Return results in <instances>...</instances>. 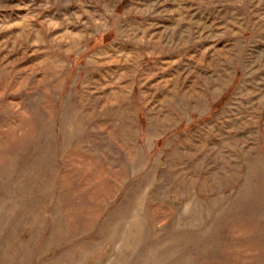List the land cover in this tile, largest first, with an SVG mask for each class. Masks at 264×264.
I'll use <instances>...</instances> for the list:
<instances>
[{
  "label": "rangeland",
  "instance_id": "1",
  "mask_svg": "<svg viewBox=\"0 0 264 264\" xmlns=\"http://www.w3.org/2000/svg\"><path fill=\"white\" fill-rule=\"evenodd\" d=\"M0 264H264V0H0Z\"/></svg>",
  "mask_w": 264,
  "mask_h": 264
}]
</instances>
